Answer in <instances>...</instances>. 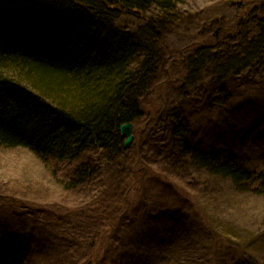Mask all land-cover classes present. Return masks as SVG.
<instances>
[{
	"label": "trees",
	"instance_id": "1",
	"mask_svg": "<svg viewBox=\"0 0 264 264\" xmlns=\"http://www.w3.org/2000/svg\"><path fill=\"white\" fill-rule=\"evenodd\" d=\"M183 3L0 0V148L27 150L52 168V176L62 164L71 165L65 175L69 177L66 190L99 175L97 167L102 160L104 166L100 169L105 172L110 164L108 177L118 174L121 179L117 186L121 188L125 177L114 171L116 164L133 181L113 194L114 205L133 182L138 184L154 174L148 165L170 159L211 169L212 174L228 179L236 188L253 186V193L264 195V170L254 176L235 159L221 163L214 150L201 151L194 144L198 139L186 117L180 113H171L167 122L156 126L155 132L161 135L153 140L158 143L146 145L145 165L138 164V170L128 169L129 162L140 155V143L135 139L124 150L118 127L130 122L132 127L154 131L144 104L163 71L161 42L165 30L168 32L176 21L177 8ZM246 3L250 4L248 13L234 15L229 28L223 30L226 42L220 38V29L214 31L211 25H205L200 28L203 37L198 35L199 40L185 45L184 50L190 53L184 59V83L190 87L200 84L207 98L213 95L214 84L224 92L233 77L247 71L256 74L255 80L264 76V0ZM242 5L236 4L239 12L244 9ZM123 17L137 18L141 23L126 28L119 24ZM244 20L249 26L243 31L240 27ZM230 42L237 45L235 54L228 51ZM180 54L167 56L176 64L182 57L177 61L174 57ZM185 85H178L182 93ZM215 93L212 101L220 99L219 92ZM141 142L145 144L144 139ZM152 157L156 159L152 161ZM159 172L164 175L162 170ZM154 176L160 177L157 173ZM121 199L128 201L126 197ZM118 211L122 210L116 207ZM152 230L150 227L147 232ZM145 236L154 240L151 234ZM30 249L31 245L18 234L1 237L0 264H26Z\"/></svg>",
	"mask_w": 264,
	"mask_h": 264
},
{
	"label": "rangeland",
	"instance_id": "2",
	"mask_svg": "<svg viewBox=\"0 0 264 264\" xmlns=\"http://www.w3.org/2000/svg\"><path fill=\"white\" fill-rule=\"evenodd\" d=\"M253 1L184 0L177 8L176 21L168 32L165 30L161 42L165 72L144 104L154 131L132 127L133 142L138 139L140 143V155L129 162L128 169L145 165L146 145L157 142L153 140L161 135L155 132L156 126L167 122L171 113H180L186 117L198 139L194 144L201 151L214 150L221 163L235 159L254 176L264 170V76L255 80L256 74L249 71L238 74L224 92L214 84L213 95L208 98L200 84L190 87L184 83V59L190 53L184 50L185 45L202 38L200 28L205 25H211L214 31L220 29V38L225 39L223 30L229 28L234 15L247 14L250 4L246 2ZM238 3H243L240 12ZM140 23L131 17L119 21L126 28ZM248 26L244 20L240 28L244 31ZM236 47L230 42L228 51L235 54ZM177 54L180 56H175V61L182 58L172 64L167 55ZM180 84L185 85L183 93ZM215 92L220 99L212 101ZM179 100L184 105L178 104ZM162 136L167 140L165 134ZM153 162L156 164L148 166L154 174L138 184L133 182L114 205L113 194L133 181L119 171L120 166L115 164L114 171L125 177L121 188L117 186L121 179L118 174L108 177L110 164L107 171L100 169L102 160L97 167L99 175L66 190L69 177L65 175L71 165L62 164L52 176V168L27 150L0 148V238L18 234L27 241L31 249L26 264L264 262V195L253 193V186L236 188L228 179L212 174L211 169L197 168L183 160ZM160 170L164 175L160 176ZM156 173L160 177L154 176ZM116 207L121 213L115 212ZM150 227L153 230L147 232ZM150 234L153 241L145 236Z\"/></svg>",
	"mask_w": 264,
	"mask_h": 264
},
{
	"label": "water",
	"instance_id": "3",
	"mask_svg": "<svg viewBox=\"0 0 264 264\" xmlns=\"http://www.w3.org/2000/svg\"><path fill=\"white\" fill-rule=\"evenodd\" d=\"M118 131L120 137L123 139L122 146L124 149H127L133 141L132 124L130 122L122 123L118 127Z\"/></svg>",
	"mask_w": 264,
	"mask_h": 264
},
{
	"label": "bare ground",
	"instance_id": "4",
	"mask_svg": "<svg viewBox=\"0 0 264 264\" xmlns=\"http://www.w3.org/2000/svg\"><path fill=\"white\" fill-rule=\"evenodd\" d=\"M162 70L164 71V66L162 67ZM163 71H162V72H163ZM162 72H161V73H162ZM205 82H206V80H205ZM177 89H179V88H177ZM179 102H181V103H182V102H183V100H182V101H180V100H179ZM183 104H184V103H183ZM171 123H172V124H176V122H175V121H171Z\"/></svg>",
	"mask_w": 264,
	"mask_h": 264
}]
</instances>
